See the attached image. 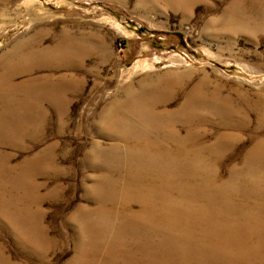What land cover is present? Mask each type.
Here are the masks:
<instances>
[{
    "label": "rangeland",
    "instance_id": "rangeland-1",
    "mask_svg": "<svg viewBox=\"0 0 264 264\" xmlns=\"http://www.w3.org/2000/svg\"><path fill=\"white\" fill-rule=\"evenodd\" d=\"M263 166L264 0H0V264H264L133 215L141 185L238 191L256 248Z\"/></svg>",
    "mask_w": 264,
    "mask_h": 264
},
{
    "label": "bare ground",
    "instance_id": "bare-ground-1",
    "mask_svg": "<svg viewBox=\"0 0 264 264\" xmlns=\"http://www.w3.org/2000/svg\"><path fill=\"white\" fill-rule=\"evenodd\" d=\"M177 136L178 135L175 132H170L169 134H167V137H166V135L165 136L163 135V139L173 140V142L177 143ZM195 137H194V134L187 135L185 137L181 136L179 138V146L185 152L191 153V156H192L191 160H193V161H192V163H188L187 165L191 171L196 172L199 170L198 169L199 167H202V164L198 160V156L201 154V152L199 150H191V152H190L188 150H185V148H184L186 145H191L192 143H194L193 141L197 140ZM160 149H162L161 146H160ZM139 151H140V149H138V146L134 148V152H139ZM152 165L155 166V165H159V164H152ZM160 168L166 172V173L162 174V175H165L166 177L169 176L168 173L171 170H173L171 167H169V166L167 167L164 164H161ZM263 168H264V166H263ZM235 169H237V168H235ZM242 169H243V171L247 170L245 167H242ZM174 176H175V174H174ZM174 176L172 177V179L174 178ZM202 177L205 178L206 176H202ZM263 177H264V174L262 175V173H261V178H263ZM139 182H140V179H139ZM147 182L149 183V181H147ZM157 183L158 184H156V186H159L158 189L147 188L148 185H146V184L145 185L147 187H144L141 185V186H139L138 189H136L139 191L141 188H143V190H144V192H143L144 197L140 198V200L137 201V204H139L140 201H143V200L144 201H146V200L150 201V200L154 199V201H155L153 204L149 205L150 213H149L148 217H143V216H146V213L141 208L139 211H135L133 213L134 216L143 219L150 226V228L153 231L157 232L160 230H164L163 226L167 222H169L168 218H170V217H167L166 214L173 213L177 217H179L182 221V228H183V232L185 234L184 236L188 240H190L191 242H193L195 244L197 241V237H196L195 233L197 232V230L199 228L203 227L204 224H208V226H209V228H208V239L204 242V247H207L211 250H214L224 257H234L235 255H244V254H249L253 258H255V257L257 258V256H260V254H256V253L260 252L259 248L264 247V241L258 242L256 248L249 247L250 233H251L249 231H251V227H250L251 220H250V218L259 222L261 220L260 219L261 217L258 218L259 215L257 217H254L253 215L250 216L252 213L250 214L249 213L250 211L249 212L246 211L245 206L243 207V206L239 205V204H241L240 202L238 204H236L235 202H232V201H234V198H236L238 191H234L232 193V196L228 199H225V200H220L217 197L211 195L209 197V200L207 201V204H206L207 211L205 213H199L193 207L194 198H195V194L193 192H187L183 189H180L179 191H177V190H169L168 191L164 188L165 182H161V184L159 182H157ZM136 186L137 185H135V187ZM156 186H154V187H156ZM250 190H253V189H250ZM250 190H248L249 194L251 193ZM254 190H255V188H254ZM257 191H259V190H257ZM240 193H241V191L239 192V194ZM246 193H247V191H246ZM252 193H253V191H252ZM259 193H261V192H259ZM249 194L248 195L246 194L247 195L246 197H248ZM253 194H257V193L255 192ZM252 196L253 195H251V197ZM237 197H240V196H237ZM128 204L129 203L127 201V205ZM260 207H263V206L261 205ZM261 209L263 210V208H261ZM238 214H239V217H237ZM154 229H156V230H154ZM245 231H248V232H245ZM221 232L227 233L228 237L222 236ZM243 232H245V233H243ZM244 234H246V235H244ZM176 236H183V235L177 234ZM213 239H218L220 241V243L218 245H215L212 241ZM263 256H264V254H263Z\"/></svg>",
    "mask_w": 264,
    "mask_h": 264
}]
</instances>
